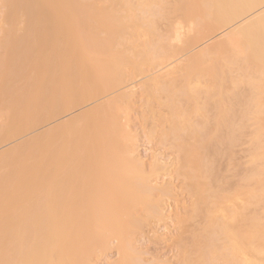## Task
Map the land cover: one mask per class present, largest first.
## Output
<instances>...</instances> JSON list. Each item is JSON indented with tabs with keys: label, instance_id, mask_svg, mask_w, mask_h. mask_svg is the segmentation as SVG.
Segmentation results:
<instances>
[{
	"label": "bare ground",
	"instance_id": "obj_1",
	"mask_svg": "<svg viewBox=\"0 0 264 264\" xmlns=\"http://www.w3.org/2000/svg\"><path fill=\"white\" fill-rule=\"evenodd\" d=\"M6 1L3 7L9 13L4 12V17L5 14L8 16L3 35L7 40L3 36L1 40L10 44H6V49L9 47L8 53L4 50L0 53L3 59L0 60V78L3 79H0V83L4 84L0 86V91L5 88L10 90L11 86L18 87L5 93L11 94L10 97H3L4 90L0 92L1 108L7 102L10 105L7 107L9 112L5 107L4 111L0 108L6 112V116L3 114L5 119H0V145L68 111L72 105H80L84 101L81 81L86 73H90V63L94 65L92 72L98 89L108 93L111 91L110 94L121 89L122 92L108 99L107 104L100 107L90 121L84 116L77 117L63 122L59 127L45 132L46 134L29 139L18 148L0 153V264H92V261L94 264L92 255L104 246L107 247L110 237H115L118 242L119 259L116 264L142 262L133 255L129 242L130 230L141 226L148 217L159 222L167 219L164 200L172 198L174 192L171 181L165 179L160 184L153 178L165 167L161 163L163 160L160 162L155 156L152 169L145 170L128 122L125 118L121 119L122 122L118 117L121 104L129 103L132 99L136 86L132 85V78L137 76L143 79L140 94L165 95L164 99L160 98L161 101L158 98L159 104L157 103L167 110L161 117L165 116L168 121L175 123L176 118L180 120L179 125L169 123L165 138L168 136L170 142L172 139L174 146L176 143L173 141L181 139L178 130L182 129L184 132L188 129L192 135L190 139L193 140L190 143H198L194 147L192 144L186 145L188 147L183 149L185 151H179L180 156L176 155L178 161L174 160L178 171L187 168L182 176L190 181L185 182V186L192 190V195H189L190 208L180 202L182 207L177 208L180 211H176L175 215L180 214L182 220H185L206 207V218L213 220L206 230L208 237H213L209 243L218 252L220 249L223 253V249L227 250L225 264H254V257L264 263V0H138L137 5L133 4L134 0H123V3L120 0L125 13L131 12L124 16L126 19L118 17L112 10L99 7V0ZM101 4L103 6L104 3ZM135 6L140 15L135 14L134 19L132 13ZM64 9H70L74 13L73 24H69L64 17L47 21L34 15L41 11ZM120 10L119 13L122 12ZM17 13L22 17L24 14L21 26L24 30L21 34L16 32L18 18L21 16ZM146 14L151 19L146 20ZM133 20H138L140 24L137 25V21L132 22ZM158 24L160 27L166 24L167 29L164 25L162 28L169 32L159 30ZM58 25L69 32L63 37L55 36L54 28ZM43 27L50 28L49 32H38L37 28ZM136 27L137 30L141 28L145 31L141 35L145 36L143 38L146 41H143L146 45L143 51L140 48L143 58L133 63L124 54L126 50L119 48L123 45H120L121 41L118 39H127L129 43ZM76 29L81 35L82 62L75 51L70 53V47L76 42ZM103 33L105 37H100ZM215 37L216 40L211 41ZM49 41L61 48H50L47 44ZM128 53L130 49L127 56ZM78 63H81L82 69H78ZM19 65L22 68L17 67ZM7 70L13 71L12 74L6 73ZM152 70H155L154 73H148ZM200 77L207 79L203 81ZM127 81L131 82L125 84ZM198 82L202 86H198ZM241 84L243 87L247 85L246 92ZM154 104L150 107H155L156 110L158 106ZM187 105L188 109H185ZM209 106L217 112L211 131L214 132L216 128L222 130L223 127L224 132L229 133L227 136L223 130H219L221 134L223 132L222 135L219 134L220 137L226 138L224 137L225 141L223 137L220 138L218 143L216 134L214 142L217 141L218 144H234L235 135L232 136V133L246 124L247 127L251 125L252 135L248 139L251 144L248 154L250 158L246 159V166L248 163L249 166L244 169L247 174L244 172L241 179L245 187H248L250 181L257 184L258 193H252L251 190L245 192L241 201L243 205L250 204L253 198L258 197L256 202L260 203L261 215L250 217L249 224L244 229L243 225L242 228L239 225L242 220L235 208L232 207L228 213H218L220 209L226 208L219 206L228 203L216 202L219 199L215 201V195L208 194V184L207 188H203L207 182L203 184L197 179L214 170L210 165H215L212 162L215 158L208 156L211 147L208 141L211 144L214 138L210 137L213 133L210 132L211 135H206L203 139L199 132L203 133L207 122L195 120L193 126L190 114L197 110L204 112ZM149 111L148 108V113ZM196 115L201 116L199 112ZM197 123L200 125L198 128ZM251 123L255 124L254 128ZM87 125L90 132H83ZM200 128L203 130H196ZM224 128L230 129L232 133ZM205 137L211 140L207 141ZM50 140L54 141L53 146L49 145ZM204 140L208 146L204 144ZM187 141L184 139L189 144ZM181 144H177L178 149ZM214 148L216 147L211 149L215 151ZM198 150H204V153L198 154ZM213 150L210 151L211 154L214 153ZM216 150L214 154L217 157L219 149ZM69 153H75L81 160L75 162L68 159L65 154ZM97 154L101 155L99 162L93 158ZM199 155H204V159H200ZM209 157L213 160L210 161ZM202 159L206 162L202 163ZM207 162L211 163H208L210 167ZM110 165L113 167L108 170ZM64 171L67 173L64 174ZM94 172H99V175L95 173L97 175L92 177ZM182 173L180 171V175ZM85 184L93 190L89 192ZM215 187L217 189V185ZM204 192H208L207 195ZM232 196L233 194L225 195L224 200L227 202ZM139 209L145 215L139 214L134 218V213H139ZM244 209L243 207L240 211ZM212 215L217 216L213 218ZM234 222L239 227L236 223L233 228H237L229 227ZM219 235H224L225 243H228L223 248L217 244L220 242L218 240H222L218 238ZM205 242H208L207 239ZM207 254L203 255L204 260H208ZM200 257L199 254L197 258Z\"/></svg>",
	"mask_w": 264,
	"mask_h": 264
},
{
	"label": "rangeland",
	"instance_id": "obj_2",
	"mask_svg": "<svg viewBox=\"0 0 264 264\" xmlns=\"http://www.w3.org/2000/svg\"><path fill=\"white\" fill-rule=\"evenodd\" d=\"M61 1L67 2L68 0H60V2ZM79 1L83 2V1H86V0H79ZM101 2L104 3L103 6H101L102 5ZM121 2L123 3V0H121ZM121 2H120V0H117V1L116 0H110V1L109 0L108 1L107 0H99L97 2V5L100 4V5H98L99 7H103L106 10H112L114 14L116 12L115 15H117L120 18H124V16H128V14H131V12H129V13L126 12L125 13L126 10L123 7H121V6H123ZM3 3H7V1L5 0L3 2L2 0H0V23H1L0 24L1 25L0 26L1 27L0 28V53L3 50L5 52L7 51V53H8L9 50H7V49L9 48L8 47L9 46L8 44H10V43H8L6 41L7 39L4 38V35L5 34L3 35V33H5L4 32V29L7 26L5 24V22H6L5 19H6V16H8L7 14H5V17H4V12L7 13L8 10H5L4 9ZM133 4H135V5L139 4V1L138 0H134ZM107 5H109V6H107ZM115 5H117V6L115 7ZM119 7H120L121 10L119 9ZM136 7L137 6H135L134 9H133L134 12L132 11L133 12L132 13L133 18H134V15L135 14L138 15V16L140 15L139 14V10H137ZM119 10H120V12L121 11L122 12L119 13ZM17 14H20V13H17ZM34 15L37 16V17L39 16V17H41V18H43V19H45L47 21H49V20L54 21V19H56V17H59V19H60V17H64V18H66L68 20L69 24H71V23L73 24V17H74V13L70 9H64V10H59V11H43V12L41 11L40 13H37V14H34ZM85 15H88V13L85 14ZM146 16H147V14L145 15V17ZM133 18H131V19H133ZM18 19H19L18 20L19 23L17 25V28L16 27L15 28H16L17 34H21V31L23 32V30H24L23 27L21 29V26L23 25L22 20L24 19V14H23V17L21 15L20 18H18ZM124 19H126V18H124ZM149 19H151V16L148 15L146 17V20H149ZM132 22H136L137 25L140 24V23H138V20H133ZM139 22H140V20H139ZM161 22L164 23L165 21L161 20ZM166 24H163V25L166 27L167 26ZM163 25H161V27H160V25L158 24V26H159L158 28H160L159 30L163 29L162 28ZM55 27L56 28H54L53 34H55V36H57V37H63L64 34H67L69 32V31H66V29H64L61 25H58V26H55ZM140 29L141 28H138V30H137V27H136V29H135L136 32L134 31V37L132 38L131 41H129V43H127L128 42V41H126L127 39H123V40H121V38L118 39V40L121 41V42L118 41V42L121 43L120 45H123V46H120L119 48H121L124 51L126 50V52L123 51L124 54L126 55V57H128L130 59V62H133V63L139 62L141 60V58H143V56H144L141 51H143L145 49V45L146 44H144L145 43L144 41H146V40H144L145 38H143L145 36L143 35V37H142L141 34H143L145 31H142V29L141 30ZM166 29H167V27H166ZM166 29H163V31H166ZM37 30H38V32L41 31L42 33L46 34L45 32L46 31L49 32L50 28L49 29H46L45 27H43V28H37ZM161 31H160V34L163 35V32L161 33ZM83 32H86V30H83ZM166 32L168 33L169 31H166ZM125 34H126V32H125ZM125 34H123V35L125 36ZM155 34L158 35L157 32ZM164 34H165V32H164ZM218 34H220V32ZM222 34H223V32L221 33V35ZM84 35H85V33H84ZM101 35H103V36H101ZM2 36H3L4 39H6L5 41H6V44L8 45L7 46L8 47L7 49H6L5 42H3V40H1L2 39ZM79 36H81L80 35V32H79V30L76 29V31H75V37H76L75 40H76V42H75V44L72 47H70V53L72 51H75V54L77 56H79V59L82 62L83 57L81 56V52H80L81 47H82V44L80 42L81 37H79ZM220 36H218V37H220ZM100 37H105V34L104 33L103 34H100ZM216 37L213 38V40H211V41H215L216 40ZM136 41H138V42H136ZM211 41L209 40L208 42H211ZM47 44L50 46V48L57 47L58 50H59V48H61V46L58 47V45L56 43H54L53 41H49ZM126 44H129V46H127ZM130 45H132V46L135 45L136 47L135 46L134 47H132V46L130 47ZM202 46H203V44L201 45V47ZM199 47H197V48H199ZM128 48L130 49V53H128V56H127V52L129 51ZM197 48H195V50ZM10 49H11V47H10ZM139 52L142 53V54H140L141 56L139 55ZM2 54L4 56V52ZM134 56H135V58H134ZM1 59L2 58H1V54H0V60ZM135 61H137V62H135ZM88 66H89V68H90L91 71H90V73H86L83 76L84 79L82 78V81H81V92L84 95V101H82V103L80 105H72L71 106V109H69L68 111H66V112H64V113H62V114H60V115H58V116L50 119L49 121H46L45 123L39 125L38 127L34 128L32 130H29V131L24 132L22 135H20V136H18L16 138H12L11 140H8L7 142H5L6 144L5 143H2L0 145V153L5 152L6 150H13L15 148H18L23 143H25L26 141H28L29 139H31L33 137H36V136H41L43 134H46L48 131L59 127L63 122L71 121L73 119H76L77 117L84 116L86 118H89L88 121H90V118L94 117L97 114L99 108L102 107V106H104L105 104H107L108 99H110L113 96H115V95H117V94H119V93L122 92V89H121V91L118 90V91L110 94L111 91H109V93H108V92H102L101 89H98L97 88L98 87L97 86V83L95 84L96 81H95V77L93 76V72H92V71H94V65H93V63H90ZM1 67H2V65H1ZM17 67H21L22 68V65H19ZM79 68L80 69L83 68L82 65H81V63H78V69ZM9 70H7L6 73ZM154 71L155 70H152V71H150L148 73H151V72L154 73ZM1 72H2V69H1ZM1 72H0V75H1ZM4 72L5 71L3 69V73ZM12 72L10 71L8 73H11L12 74ZM200 78H201V80L207 79V77H205V78L200 77ZM0 79L3 80L2 78H0ZM139 79H140L139 76L132 78V85H134V86L136 85L135 86V90H134V94L132 95V99H131V101L129 103H123V104H121V106H120L121 107V109H120L121 111L120 112L118 111V117L120 118V121H122L121 119L125 118L126 121L128 122L129 128H130V130H131V132H132V134H133V136L135 138V142H137V144H138V146L136 144L137 153L141 157V161L143 160L142 161V165L144 166L145 170H148L149 171L150 169H152V166H153L154 160H155L154 159L155 156H157V158L160 160V162L163 160L161 163L166 167V169H165V167L163 169H161L159 171L160 173L158 172V175L153 176V178L155 180H157L158 183H160V182L164 183L163 180H165V179L167 181H171L172 182L171 185L173 187L174 195L172 196V198H168V199H165L164 200L165 201L164 208L166 209L165 214L167 215V219H165L163 222L162 221L159 222V221L154 220L151 217L150 218L148 217L145 222L141 223V226H138V227L132 229V231L130 230L131 235H130V238H129V242L131 244L132 251H134V254L133 255L135 257L137 256L138 258H140L139 260H141L142 262H139L138 261L139 264H188V262H191L189 264H199L201 261H203L205 259V257H203V255L205 256V254H207V252H208V254L206 255L208 257V258L206 257V259H208V260H204V262L203 263L201 262L200 264H206L207 261H208L207 264H209V263L210 264H217V263H219V264H221V263L222 264H225V261H226V258H227L226 257L227 256L226 255L227 254V252H226L227 250L223 249L224 250V253H225L224 254L221 249L218 252V250L216 248H214V247H212L210 245L211 240H212L213 237L212 236L211 237H208L209 236L208 235L209 233L206 230L209 229V225L211 223H213V220H211V218H206V216H205V214H206L205 213L206 212L205 208L206 207H204V209L202 207V212H200L201 214L197 212L198 214L197 213L194 214L195 215L194 217L192 215L191 216L192 219L188 215V217H189V218L187 217L188 219L185 218V220L184 219L182 220V218H181L182 215L181 216H180V214H178V216H177V214L175 215V212L176 211H180V209H177V208H181L182 207L181 204H180V202L183 203L184 206L186 205V206H188L190 208V206H189L190 205L189 204V200H190L191 197L189 195H192V192H190L192 190H188V187L185 186V184L187 182H190V181L188 179L184 178V176H182L187 171V168H185L186 171L183 170V169H180L178 171L176 169V163H175V161L176 162L178 161L176 159L177 158L176 155H179L180 156L179 151H185L183 149H185V147H188V146H190L193 143V140L190 139L192 135L189 133L188 129L185 130L184 132L182 131V129L178 130L179 131L178 133L181 135V139H180L181 141L180 140H178V141L176 140V141H173V142L176 143V144H174V146L177 145V144H181L182 143L181 145H183V146L180 145V148L179 149H178V145H177V147L176 146L175 147L173 146L172 139H171V142H170V139H167L168 136H166V138H165V135H166L165 132L167 130H169L170 124L171 123H174V124L177 123L179 125L180 120L178 118H176V119L174 118L175 120H177L176 123H175V121H171V122L168 121L165 116L164 117H161L165 113V111H167V110H166V108L163 105H157V103L159 104L160 98H161V100L164 99L165 95L164 94H153V95H151L152 97L155 95L154 96L155 98L153 97L154 98L153 99L150 95L148 96L146 94H140L141 93L140 85H141L143 79H140V80ZM128 82H131V81H127V82H125V84L128 83ZM83 83L84 84L86 83V84L84 85ZM201 84H202L201 82H198L197 83L198 86H202ZM3 85L4 84L2 83L0 86H3ZM242 85L243 84H241V86ZM244 86H245V84H244ZM246 86L245 87L242 86L243 89H245L244 90L245 92H246V88H247ZM13 87L11 86L10 88L12 90H14L18 86H13ZM11 89L10 90H6V88L3 89L5 91V92H2V94L4 93L3 94L4 96L2 94L1 95L6 98V96L9 95V94L6 95L5 93L6 92H10ZM3 90L1 89V91H3ZM245 92H244V96H245ZM87 94H89V95H87ZM108 94H110V95H108ZM106 95H107V97H106ZM10 96H11V94L8 97H10ZM244 96H242V97H244ZM144 97L146 99L148 98L147 101H146V99ZM156 98H157V100H156ZM158 98H159V100H158ZM151 99L153 100L154 103L155 102L156 103L154 104ZM212 101H214V98L212 99ZM147 102L148 103H151V104H148ZM4 103H6V102H4ZM6 104H8V102ZM6 104H4L5 106L2 105L3 106L2 108L0 106V108L3 110L4 107L6 109L7 107L10 106L9 104H8V106ZM10 104H12V103L10 102ZM128 104H129V106H128ZM153 104L155 106L156 105L158 106L156 108V110H154L155 107L152 106L153 109L150 107V105H153ZM147 105H148V108L150 109V111H149L150 113H148ZM160 107H161V109H160ZM236 107H235V109H237ZM1 109H0V112H1L2 115L0 114V116H1L0 119L3 118V116H4L3 114H5V116H6V112H3L4 110L2 111ZM176 109H177V107H176ZM185 109H188V105H187V107H185ZM157 110H158V112H157ZM240 110H241V108L239 109V111ZM7 111L9 112L8 108H7ZM127 111H128V113H127ZM178 111H181V110H178ZM195 112L192 113V114H190L191 115V119H192L190 121V123H193L194 122L193 123L194 124L193 126H195V120L196 121H199V122L202 121V120L205 121V122H207L205 128H203V129H205L203 131V133L199 132V135H201L203 137V139H204V136L211 135L210 132H213V131H211V129H212V127L215 124L214 123V121L216 120L215 113L217 114V112L211 106H209L206 109V111H204V112H201L200 110H197ZM198 112L201 114V116L196 115ZM155 113L157 115H155ZM204 113H205L206 116H204ZM183 115H185V112L183 113ZM190 115H189V117H190ZM151 118H154V119H151ZM158 118L159 119L161 118V120H159ZM3 119H5V117ZM156 120H158V121H156ZM250 121H251V119H250ZM156 123H158V124H156ZM247 123L249 124V122H247ZM251 124L253 125L252 128H254L255 127L254 126L255 124H253V123H251ZM250 126L247 127V124H246L245 126H242L239 130H235V131L233 130L234 131L233 133H232V131H230V129L227 130V129L224 128L225 131L226 130L227 131H230V133H232V136H233V134L235 135L234 136V139H235L236 142H233L232 141L235 145L232 144V143H230V144H232V146L229 144L230 147H229V145H226L225 144L227 142H224V143L222 142V143L218 144L219 141H221L220 138L223 137V136L220 137V135H222L223 132H224L223 127H222V130H223L222 134L219 131V130H221V128L220 129H217L216 128V130L214 131L216 133L215 134H214V132L212 133V135H214V136L211 135L210 137H213L214 139L211 140L210 138L205 137V140L210 139L211 142H212L210 144V141L207 140L209 142V146L211 145L210 150L207 147L208 150H209L208 152L210 153V154H208V156H210V155H211V157L214 156V158H215L214 160L215 161H212V162L215 165H213V164L210 165L211 163H209V162L211 160H213V158L210 159V157H209L210 161L207 162V165L209 163V165L211 166V169H212V167H214V170L212 169L213 170L212 171L209 168L212 171V173H210V174L209 173H205V175L202 178H197L200 182L202 181L201 183H203V184H205L207 182L205 184V186H203V188H205V187L207 188V184H208V187H209L210 192L209 193L208 192H206V193L204 192V195H207V193L208 194L213 193L215 195V198H214L215 201L217 199H219L216 202H218V203H220V202L221 203L222 202L228 203V205H225L224 204L223 205L224 207L223 206H219V208H225V207L226 208L225 209H220L219 210L220 212L218 211V213H222L224 211H226L225 213H228L231 210L232 207H233V209L235 208L236 212H238L240 214V216H241V220L242 221L239 222V225L241 224L240 225L241 228H242V225H243V229H244V227L247 228V226L249 224V218L252 217L253 215H255V216L259 215L260 214V211H261L260 203L258 204L256 202L257 201L256 199H258V197L253 198L252 199V202L250 204L249 203H244L245 206L243 205V201H241V200H243V196H244V193L245 192H248V191L251 190V192L253 191L252 193H254V191H256L255 193H258V191L256 190L257 184H255L254 182H251L250 181L248 187H245V185L242 184L243 183V180L241 179L242 176L244 175L243 173L245 172L244 169L249 166V163L247 164L248 166H246V163H247L246 162V159L249 157L248 154L250 153L249 149L251 147L250 146L251 144L249 143L250 140L248 141V139L252 135L251 132H250L251 131L250 130ZM198 127H200V125H198V123H197L196 128H198ZM203 129L200 128V129H196V130L197 131L198 130L201 131ZM217 130L219 131V133H217ZM83 132H90L89 125H87V129L85 128V130H83ZM226 133L224 132V134L228 136L229 133H227V134ZM216 134H218V136H217V139H219L218 140V143H217V141L214 142L215 137H216L215 136ZM185 137H187V138H185ZM199 137H198V140L201 143V139ZM224 137L222 139H224ZM184 139L185 140H188L189 141V144H187L186 142H184ZM205 140H204V144L206 143ZM194 141H195V139H194ZM199 141H197V142H199ZM223 141H225V139ZM226 141H227V139H226ZM190 142H192V143H190ZM194 144H196V146H197L198 143L195 142ZM194 144H192L193 147L195 146ZM207 144L208 143H206L205 145H207ZM49 145L50 146L51 145L53 146L54 145V141L53 140H50ZM186 145H188V146H186ZM212 147H216V148H218L220 150V151L218 150V152H217V153H219L217 155V157L214 154V153H216L215 151H217V150H216V148H214L215 149V151H214L213 149H211ZM189 148H186V149H189ZM204 149H206V148H204ZM199 150H198V152H200ZM212 150L214 151L213 154H211V152H210ZM155 152H156V154H155ZM176 152H178V153H176ZM202 152L204 153V150ZM202 152H200L198 154H201ZM205 152L207 154V151H205ZM65 155L68 157V159L74 160L75 162H78V161L81 160L78 155H75V153H69V154H65ZM203 156L204 155H201L200 156V159H201V157L204 159ZM93 158L95 159L96 162H99L101 160V155H98L97 154V155L93 156ZM50 159H52V157H50ZM50 159H49V161H50ZM206 159H208V158H205V160ZM53 160H54V158H53ZM164 160L167 161V162H165ZM171 161H174V163H172ZM203 161H202V163H205L206 162V161H204V162ZM247 161L249 162V160H247ZM209 165H208V167H210ZM110 166L111 167H109L108 170L112 169V167H113L112 165H110ZM180 171H181V173L182 172H184V173H182L180 175ZM211 171H209V172H211ZM246 171H247V169H246ZM65 172L66 171H64V174H65ZM109 172L110 171H108V173ZM95 173L98 174L99 172H94L92 174V177H94L95 175H97ZM110 173H112V172H110ZM245 173L247 174V172H245ZM110 176H111V174H110ZM216 178L218 180H216ZM160 179H161V181H160ZM157 181H154V182H157ZM216 185H217V189L215 187ZM218 186H219V189H218ZM85 187L88 189L89 192H91V190H93L92 187L88 188V185L87 184H85ZM190 189H191V187H190ZM189 193H191V194H189ZM230 194L231 195L233 194V196H232L231 199H229L226 202V200H224L225 195H230ZM235 194H237V196H234ZM216 196H218V198H216ZM255 202L257 204H255ZM236 207H238V208H236ZM243 207L245 209L243 211H240V210L243 209ZM139 208L141 209V207H139ZM140 209H139V213L138 212H135L134 213V216H133L134 218L137 217L139 214H141L142 216L145 215V213H143ZM165 209H164V211H165ZM136 211H138V210H136ZM140 211L143 214L140 213ZM188 211H189V209H188ZM175 216H176V218H174ZM215 216H217V215H214V216L212 215L213 218ZM229 220L230 219L228 218V223H229ZM246 220H248V221H246ZM176 221L177 222L179 221V222L177 223ZM226 222H227V219H226ZM235 223L236 222L232 223V226L230 225L231 224L230 223V224H228V226L230 225L229 227H232L233 228V224L235 225ZM236 226L239 227L237 225V223H236ZM200 235H202L201 237H203V239L200 237ZM110 238H111L110 239V243H108L107 247L104 246L103 249H100L98 251L96 250L98 247H96L95 252L96 251L97 252H96V254L94 253L95 256H93L94 254L92 255V257H94V264H116L117 260L119 259V253H118V250H117V243L118 242H117V240H116L115 237L114 238L113 237H110ZM218 238L222 239V240H218L221 243L220 242H218V243L216 242V243L218 245L222 246V248L224 246L228 245V243H225L224 235H221V236L219 235ZM206 239H207L208 242H205ZM195 246H196V248H195ZM194 250H196L197 253ZM206 250H208V251H206ZM216 250H217V252H216ZM191 252H193V253H191ZM202 252H204V253L201 254ZM211 253H212V255H213V253L215 255L212 256ZM216 253H217L218 256L216 255ZM218 253H221V254L219 255ZM199 254L201 255V257L200 258H197V257H199ZM199 259H201V260H199ZM209 259H211L212 261L209 260ZM254 259H255L254 262H253L254 264H258V261H259V264H261V263L264 264L263 262H261L260 260H258V258L256 259V257H254ZM214 261L217 262V263H215ZM92 264H93V261H92Z\"/></svg>",
	"mask_w": 264,
	"mask_h": 264
}]
</instances>
